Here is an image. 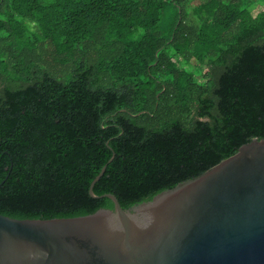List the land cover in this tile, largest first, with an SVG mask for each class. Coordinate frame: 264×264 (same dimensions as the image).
Segmentation results:
<instances>
[{
	"label": "trees",
	"instance_id": "trees-1",
	"mask_svg": "<svg viewBox=\"0 0 264 264\" xmlns=\"http://www.w3.org/2000/svg\"><path fill=\"white\" fill-rule=\"evenodd\" d=\"M264 136V0H0V213L122 208Z\"/></svg>",
	"mask_w": 264,
	"mask_h": 264
},
{
	"label": "water",
	"instance_id": "water-1",
	"mask_svg": "<svg viewBox=\"0 0 264 264\" xmlns=\"http://www.w3.org/2000/svg\"><path fill=\"white\" fill-rule=\"evenodd\" d=\"M74 217L0 213V264H264V136L151 199Z\"/></svg>",
	"mask_w": 264,
	"mask_h": 264
}]
</instances>
